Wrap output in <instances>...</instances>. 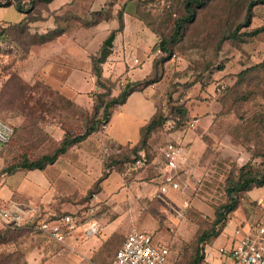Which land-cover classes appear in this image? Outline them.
Wrapping results in <instances>:
<instances>
[{"label": "rangeland", "instance_id": "374dc122", "mask_svg": "<svg viewBox=\"0 0 264 264\" xmlns=\"http://www.w3.org/2000/svg\"><path fill=\"white\" fill-rule=\"evenodd\" d=\"M68 1L55 0L48 5L40 0H0V34L11 35V48L15 50L8 56L0 44V82L14 74L16 68L12 61L22 58L29 45L41 41L31 37L43 31L41 26L49 32L58 17L66 19L76 14L84 18L83 25L87 26L92 20L86 14L99 10V4L106 3L110 9H105L104 14L109 16L112 6L126 0H78L67 5ZM251 1L256 0H210L196 11L195 20L183 27L175 42L168 44V52L158 55H154L157 45L174 34L173 22L184 14V0L133 1L157 33L154 45L146 55L139 56L140 60L151 57L156 76L160 75V82L151 86L160 96L157 105L165 102L169 108L184 106L191 114L196 102H203V93L209 96L214 93L211 98L220 105L209 129L194 131H200L206 156L199 173L182 183L183 187L187 186L184 196L178 194L173 208L167 211L152 206L153 213L130 195V216L122 218L117 228V233H124L133 225L149 231L155 244L169 247L168 264H221L227 257L219 253V249H228L227 237L242 225L241 222H247L248 227L264 226V204L253 200L264 193V187L254 188L249 193L238 194L234 212L226 217L222 228L216 226L215 230L222 234L199 241L200 236L211 229L215 210L228 201L227 187L245 174L264 176V32L248 36L256 28L264 27V6L252 8L250 25L245 27L246 10ZM17 6L22 13L16 10ZM134 15L136 17V10ZM59 27L69 34H77L72 21L68 27L65 22ZM82 30L83 34L97 31L92 26ZM102 45L98 43L97 53ZM159 133L157 128L151 135L157 137L156 143ZM143 181L157 190V182L152 184L149 179L139 182ZM97 189L99 192V186ZM92 194L97 193H89L88 199ZM102 204L101 201L92 219L105 213ZM125 206L119 204L116 212L123 213ZM15 229L8 232L4 227L0 229L4 231L0 233V264H47L50 256L63 249L38 229ZM123 239L124 236L120 239L119 235H114L103 241L93 252L91 262L110 264ZM80 264L89 263L83 260Z\"/></svg>", "mask_w": 264, "mask_h": 264}, {"label": "crops", "instance_id": "0c3cea01", "mask_svg": "<svg viewBox=\"0 0 264 264\" xmlns=\"http://www.w3.org/2000/svg\"><path fill=\"white\" fill-rule=\"evenodd\" d=\"M76 1L78 0H69L66 4L73 5ZM53 2L55 0L51 3ZM99 8L94 12L84 13L92 20L88 26L83 25L84 18L77 14L66 19L58 17L53 21L49 32L59 29L60 33L50 34L52 38L45 43L30 46L23 58L18 59L15 64L16 74L23 83L45 89L42 100L39 94H29V101L42 103L43 111L31 110L28 115H6L8 123L14 127L15 136L9 145L0 144V200L3 203L18 204L30 222L34 221L33 224L29 223L18 229H35L36 222L51 219L55 215L80 213L88 202L86 197L89 190L104 173L100 161L101 143L109 139L117 146L137 144L139 128L149 122L160 101V96L151 87L133 92L124 104L114 110L105 135L99 132L91 134L42 170H18L10 174L5 172L6 168L21 163L25 158L32 160L52 152L65 137L69 125L72 127L75 121L77 114L75 115L74 107L91 112L92 96L97 90L96 79L91 74V57L98 54L99 42L104 45L106 38L114 33L111 53L102 65L103 78L119 84L112 89L113 97L119 94L121 82L142 81L151 73L152 58L140 60L139 56L146 55L154 45L155 36L135 17L133 1L126 0L112 6L109 16L104 14L105 9H110L106 3L99 4ZM119 11H122V29L119 28L117 18ZM70 21L76 26L77 34H69V31L59 27L64 22L68 27ZM91 26L97 30L96 34H83L82 29ZM41 28L43 31L32 35H46L44 33H47V28L44 25ZM1 87L0 83V90ZM210 95L203 93V102H196L191 111L192 119L197 120L195 129L199 128L201 132L209 129L214 114L220 109L217 100L211 98L214 93ZM195 129L177 128L170 134H164L160 130L157 143L155 135L147 141V147L143 151L147 159L144 169L126 176L122 175V171L111 172L99 184L100 190L97 193L103 202L102 206L106 208L105 213L96 219L100 225L99 233L84 238L83 226L78 227L66 238L64 244H60L63 249L50 256L47 264H80L83 260L94 264L91 262L93 252L103 241L114 235H119L120 239L124 236L120 247L132 228L139 229L137 225H133L126 232L117 233L121 219L130 216V195H133L139 205L144 203V208L149 207L153 213L154 205L160 211L172 209L178 199L177 195L184 196L183 191L187 186L184 188L182 183L188 181L191 175L196 176L200 171L199 166L205 160V146L200 141V131L195 133ZM167 142L183 147L188 165L180 175V190H169L161 194L158 188L162 180L164 158L160 149ZM142 179H149L152 184L157 182V190H153L145 181L139 182ZM255 198L253 200L258 201L259 205L264 204V193ZM119 204L126 205L121 214L115 210ZM245 223H240L245 232L258 226L248 227ZM231 236L232 234L227 237L228 248ZM49 251L52 253L51 248ZM226 257L221 264L230 263V258Z\"/></svg>", "mask_w": 264, "mask_h": 264}, {"label": "trees", "instance_id": "16d2710c", "mask_svg": "<svg viewBox=\"0 0 264 264\" xmlns=\"http://www.w3.org/2000/svg\"><path fill=\"white\" fill-rule=\"evenodd\" d=\"M40 1L45 4H49L53 0H40ZM129 1H134V0H129ZM209 1L210 0H184L183 3L184 14L181 17L174 20L173 22V31L175 30L174 34H172V36H168L167 38L162 39L160 44L157 45L160 52L163 53L168 52L169 49L168 44L175 42L176 38L180 35V32L183 29V27L186 24L192 23L195 20L196 11L202 9ZM137 5L134 6V10H136V18L143 24L145 28L150 30L153 34H157L156 30L148 22L146 15L142 14L143 10H139L137 8ZM259 5L264 6V0L251 1L248 4L245 20H244L245 27H248L250 25L252 8ZM1 6L2 4H0V7ZM16 10L19 13H22L21 8H19L18 6ZM96 15L99 16L98 13ZM117 18L119 20V28L122 29L123 27L122 11L118 12ZM262 32H264V27H259L253 30L248 36H256L261 34ZM59 33L60 30L55 29L53 31L44 33L46 35H41V36L29 34L31 35L32 38L41 39V41L38 44L33 43L29 45V47L35 44L39 45L45 43L52 38L50 34H59ZM10 36L11 35L9 34H3V33L0 34V44L4 47V50L6 51L7 54L11 53L12 51H15L13 50V48H11V44H13V42L11 41L13 39ZM20 48H21L20 46L17 47V49L19 50ZM26 50L23 51V55L25 54ZM110 53L111 50H109L104 45H102L98 54L91 57V74L96 79L95 85L97 88V90L94 92L92 96L93 105L91 112H85L78 109L77 107H74L75 115L77 114V116L74 115L75 121L72 127L69 125L65 137L63 138V140H61L58 143L56 148L52 152L39 156L35 159L29 160L25 158L21 161V163L9 166L5 170L7 174L13 173L18 170H35V169L42 170L47 165L53 164L57 160V158L64 155L69 148L80 144L91 134L99 132V127L101 125L108 126V123L111 120L113 112L115 110L114 107L117 108L122 104H124L126 99L133 92L142 91L143 89L147 87H151L152 85H155L160 82V75L156 76V72L152 64L151 73L144 80L138 82H126L124 86L120 88L119 94L116 97H113L112 89L119 84L111 82L110 80H106L102 76V65L106 63ZM8 56H10V54ZM22 58L19 57L18 59H22ZM17 61H18L17 59L16 61L15 60L12 61L13 67H15ZM13 73L14 74L12 75L10 74L6 76L5 80L0 82L2 84L0 90V118L6 121L7 123L8 121L6 119L7 118L6 115L10 113H16V114L20 113V114L28 115V112H31V110L43 111L41 108L42 103L29 101L30 99L29 94L30 93L39 94L41 100L45 95L44 88L39 89L38 87H30L28 84L23 83L19 79V77L16 74V69L15 70L13 69ZM190 116H191L190 111L184 106L177 105L174 106L173 108H169L167 103L165 102L162 103L161 105H157L155 114L152 116L149 122L146 125L141 126L139 128L138 143L135 145L126 144L124 146H120L121 154L117 156H112L106 164H103L104 173L101 176V178L95 182L93 187L89 190L88 194L91 192L98 193L97 188L99 184L105 178H107L111 172L123 171V164L125 162L136 159L138 153L146 149L147 141L151 137L152 133L157 128L160 129L163 122L167 118H179L180 119L179 127L184 128L186 127V122L190 120L189 118ZM14 136H15V130L11 140L5 146L9 145L12 142ZM261 187H264V176L258 178V176H251L245 174L242 177L238 178L237 180L233 181L232 184L227 187L228 201L224 205L218 207L215 210L214 221L211 229L209 230V232L203 233L200 236L199 241H203L209 236L218 237L220 235L221 233L220 230L217 231L215 230L216 226L219 225L222 228L224 226L226 217L232 212H234V210L238 206L237 196L239 193H247L253 190L254 188H261ZM88 194L86 198H88ZM4 229H6L5 232H8L9 230H16L15 228H8V227L6 228L4 227ZM2 232L4 231L0 230V233Z\"/></svg>", "mask_w": 264, "mask_h": 264}, {"label": "built area", "instance_id": "2783aa9c", "mask_svg": "<svg viewBox=\"0 0 264 264\" xmlns=\"http://www.w3.org/2000/svg\"><path fill=\"white\" fill-rule=\"evenodd\" d=\"M157 48L154 55L160 54ZM135 63L137 61L135 60ZM124 84L121 82L120 87ZM179 118H167L160 130L164 134H170L179 127ZM197 120L191 119L186 122V128L194 130ZM107 125L99 127V133H106ZM14 135L13 127L0 118V144L5 146ZM164 158L162 180L159 186L161 194L169 190H180V176L188 165V158L183 147L179 144L167 142L160 149ZM121 154L120 146L112 144L107 139L100 145V161L106 164L112 156ZM147 166V159L143 151L138 153L136 159L123 164L122 175H130L135 171L144 169ZM101 200L98 194H92L86 206L80 213H67L55 215L51 219L35 223V229L46 233L50 238L59 244H64L66 238L78 227L83 226L84 238L97 235L100 225L92 219V215L99 211ZM33 224L27 218L25 212L14 202L3 203L0 200V226L8 228H21L27 224ZM219 253L230 258L229 264H264V226L258 225L249 231H244L242 226L236 227L228 249L221 248ZM170 257L169 247L161 243L155 244L153 236L146 230L132 228L127 234L124 242L115 252L110 264H168Z\"/></svg>", "mask_w": 264, "mask_h": 264}, {"label": "water", "instance_id": "95a60500", "mask_svg": "<svg viewBox=\"0 0 264 264\" xmlns=\"http://www.w3.org/2000/svg\"><path fill=\"white\" fill-rule=\"evenodd\" d=\"M115 35L114 33L110 35L109 38H107L104 42V46L108 49H111L113 47V41H114Z\"/></svg>", "mask_w": 264, "mask_h": 264}]
</instances>
